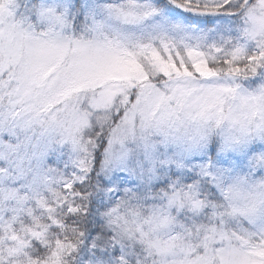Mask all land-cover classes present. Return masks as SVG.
<instances>
[{"label": "snow or ice", "instance_id": "6c2138e0", "mask_svg": "<svg viewBox=\"0 0 264 264\" xmlns=\"http://www.w3.org/2000/svg\"><path fill=\"white\" fill-rule=\"evenodd\" d=\"M0 264H264V0H0Z\"/></svg>", "mask_w": 264, "mask_h": 264}]
</instances>
